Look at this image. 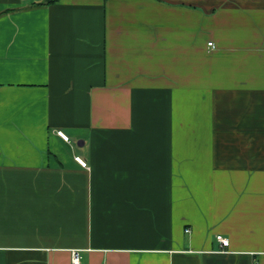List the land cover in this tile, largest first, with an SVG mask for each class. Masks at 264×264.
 <instances>
[{"label": "crops", "instance_id": "obj_1", "mask_svg": "<svg viewBox=\"0 0 264 264\" xmlns=\"http://www.w3.org/2000/svg\"><path fill=\"white\" fill-rule=\"evenodd\" d=\"M43 2L0 0V264H264V0Z\"/></svg>", "mask_w": 264, "mask_h": 264}, {"label": "built area", "instance_id": "obj_2", "mask_svg": "<svg viewBox=\"0 0 264 264\" xmlns=\"http://www.w3.org/2000/svg\"><path fill=\"white\" fill-rule=\"evenodd\" d=\"M208 47L210 49H214V45L213 43L209 42L208 44ZM56 136L58 138H60L63 142L65 143H69V137L63 132V131H56L55 132ZM74 162L77 163L81 168L83 169H88L87 167V164L84 160H82L80 157L78 156H75L73 158ZM188 232V231H187ZM215 240L216 242L219 244V247L222 249V250H225L226 248L229 247V240L224 238L223 236L221 235H217L215 237ZM80 261H81V257H80V252L77 251V250H72L70 251V262L71 264H80Z\"/></svg>", "mask_w": 264, "mask_h": 264}, {"label": "trees", "instance_id": "obj_3", "mask_svg": "<svg viewBox=\"0 0 264 264\" xmlns=\"http://www.w3.org/2000/svg\"><path fill=\"white\" fill-rule=\"evenodd\" d=\"M54 0H45V2L41 3V6H46L49 5L50 3H52Z\"/></svg>", "mask_w": 264, "mask_h": 264}]
</instances>
